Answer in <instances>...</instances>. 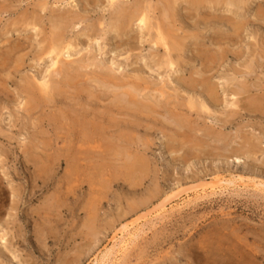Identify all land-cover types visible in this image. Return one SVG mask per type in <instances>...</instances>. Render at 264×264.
<instances>
[{
  "label": "rangeland",
  "instance_id": "374dc122",
  "mask_svg": "<svg viewBox=\"0 0 264 264\" xmlns=\"http://www.w3.org/2000/svg\"><path fill=\"white\" fill-rule=\"evenodd\" d=\"M0 4L7 6L0 38L9 29L27 53L17 72L4 71L6 81L0 80V264H95L115 238L128 236L125 225L140 234L107 264H212L217 246L222 254L237 246L244 254L257 252L258 259L246 254V264H264V110L249 103L264 96V0ZM135 5L150 7V21H160L186 44L169 54L174 67L165 63L169 51L155 43L156 29L147 32L135 23L118 31L117 9ZM24 15L28 26H21ZM60 15H78L66 31L73 45L68 53L74 68L86 65L83 79L99 95L89 103L86 92L78 96L72 89L74 96L60 104L108 111L116 119L91 139L48 123L53 105L31 116L23 110L25 79L49 77L51 58L34 55ZM208 56L215 58L207 74L218 87L217 105L194 82ZM108 71L130 85L148 86L138 104H128L122 89L115 103L112 88L91 81V74ZM238 87L243 94H233ZM190 97L206 100L210 110L190 109ZM141 102L161 107L147 112ZM109 142L117 147L108 149ZM216 177L234 181L215 183Z\"/></svg>",
  "mask_w": 264,
  "mask_h": 264
},
{
  "label": "bare ground",
  "instance_id": "6f19581e",
  "mask_svg": "<svg viewBox=\"0 0 264 264\" xmlns=\"http://www.w3.org/2000/svg\"><path fill=\"white\" fill-rule=\"evenodd\" d=\"M57 1H60V0H57ZM174 1L176 4L178 0H174ZM111 4L112 5L115 4V0H111ZM168 9L174 10L170 5L168 6ZM117 11L119 13V15L117 14L119 18H118L116 27L118 31H121V33H124L130 30L136 23L137 25L141 26L143 29L144 28L147 29V32L148 30L150 31V30L156 29L157 35L155 36L156 38L155 43L156 44L161 43L165 47V49L169 51V53H167V56L171 53V51L173 50L181 51L185 47L186 44H184V42H182L181 39H177L176 36L170 34L168 31L162 28V23L160 21H158L156 25H154L150 21V16H149L150 7L145 6V5L144 6L135 5L134 9H125V8L122 9L121 7V8H118ZM4 12H7V6L5 4H0V15ZM25 15L23 16L24 18L19 17L23 19L22 20L23 23H21L22 24L21 26L23 25L28 26L29 24L28 17H26ZM69 15L68 16L60 15L58 17L59 25L53 26V30L50 31L52 32L50 36H47L46 31H44L45 35L40 42V44L42 45H39L40 47L36 51V54L34 56L38 60H42L46 56H49L51 58V63L49 64V67L47 68V71H46L48 72L49 77L46 78L44 76L41 79H38V81L30 77L25 79L24 84L21 87V94H24V96L26 97V100L23 105V110L26 111L29 116H31L32 114L36 113V111H38L39 109H41L44 112L46 111L47 107L51 108L53 105V108H56V111L54 112L51 111V113L49 114L50 116H48L49 118L48 123L50 122L56 123V128L65 125L68 127L79 129L80 134L84 136L83 138L89 137L91 139L94 136L99 135L102 132H104L106 128L107 129L112 128L116 123V119L110 113H108V111H104L103 113H98L91 109H85L83 112H79L76 109L63 108L62 105L60 104L63 102L65 97L66 99H68L69 97L72 98L74 94L80 96L81 94H83V92H86V95H88L87 99L92 100L89 103H94L95 99L98 98L99 96L96 94V92L94 93V90L90 89V87L88 88L87 81L89 80V78L83 79V77H85L87 73L85 72L84 74V71L82 72L80 70L82 69V66H86V65L79 63V66L77 68H74V66H72L75 60L71 59V54H69L68 52H70V48L73 45L71 44L69 40H67L66 31H67L68 25L73 23L76 19L79 20V18H78V15L77 16L73 15V17L72 15L71 16ZM17 23L19 22L17 21L14 24H17ZM35 26L36 25H34V27ZM8 30L9 29H7L6 32H4L1 37L3 39V46L0 47V80L4 82L6 81V78L2 75V72L8 71V73H11V74L17 72L19 70L20 65L24 61V56L27 54L25 53L23 55V52L21 50H23L25 46L20 44V41H12L11 36L7 35L9 34ZM14 30H16V28H13L12 31ZM1 38H0V41L2 40ZM214 60L215 58L212 56H208L206 58V63L204 64V70L196 71L199 77L196 78L194 82L197 81L198 84L200 83L204 91L206 92V95H208L209 97L208 99L213 104L217 105L219 103L218 90H217L218 87L216 88V86L212 82H210L212 80L211 77L209 76L210 73L209 75L207 74L210 70H212V63L214 62ZM165 63L167 67H174L175 65V61H173L170 55L166 59ZM178 63L180 64V62ZM5 75L7 76V74ZM55 77H59V78H55ZM90 79L91 81L96 82L99 87H102L105 89L112 88V94L114 96L113 100H115L113 102L115 103H117L116 99L119 96L118 89H122V93L128 96V99H129L127 101L128 104H132V103L138 104V101L140 100V99L138 100V95H140L145 89H148V86H143L140 84L130 85L131 83L129 84V83L123 82L116 75L110 73L109 71L105 73L103 72L93 73L91 74ZM162 88L163 87H159L157 88V90L161 91L164 96L166 92L163 91ZM72 89H74L75 91L74 94L72 93ZM232 91H233V94L235 95H240L244 93V89L241 87H238L237 89H234ZM70 92L71 94L69 96ZM146 99H149L148 96ZM120 100L118 102H120ZM249 103L251 106H253L255 110H258V109L264 110V96L259 97V98H255V97L251 98ZM121 104H124V103H121ZM140 104H141V108L143 110H146L147 112L157 110V106L161 107V104L158 102L154 104H151L149 102L147 103L141 102ZM187 104L190 109H196L197 111H199V109L200 110L201 109L210 110V105L207 103L206 100L204 101L202 100L201 103H198V100H195V98L190 97ZM116 107L118 111H121V112L126 111V109H124V107H121V105L120 106L116 105ZM125 107H128V106H125ZM136 107H138V105H136ZM142 109H140L141 110L140 112L143 111ZM129 110L130 109H127L126 113H128ZM131 110L134 111L133 108ZM107 113L110 114L112 117L106 118ZM233 115H235V112ZM105 125H107V127H105ZM97 146H100V145L97 144ZM114 146H116V142H109L106 144V147L108 149L114 148ZM121 147L122 146L120 145V149ZM123 150H126V149L124 148ZM233 181H234L233 179H225L223 177L215 178V183H224V182L230 183ZM253 183L257 185L256 180H253ZM212 187L216 188V185H213ZM122 228L127 231L128 236L125 237L124 234H122L123 237H121V239L118 242H116L117 239L115 238L114 239L115 243L112 246V248H110L101 257V259L98 262L96 261L95 264H107L106 262L113 263L115 260L119 258V255H120L119 252L123 254L125 251L129 249V247L132 245L133 241H135V239L139 236L140 231H141L140 228H136L135 230H129L130 229L129 225H125ZM1 240L7 241L5 234L1 235ZM245 253L248 255L251 254L253 258L255 259H258L260 257V255L254 251L247 250L245 251ZM246 254L240 252L238 246L230 249V251H228L227 253L222 254L220 247L217 246L213 249L212 264H246V258L248 256Z\"/></svg>",
  "mask_w": 264,
  "mask_h": 264
}]
</instances>
